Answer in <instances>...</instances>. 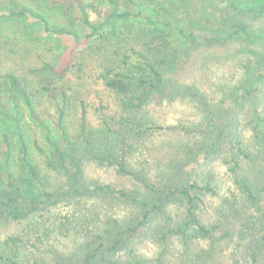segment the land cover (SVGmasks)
Returning a JSON list of instances; mask_svg holds the SVG:
<instances>
[{
    "label": "rangeland",
    "instance_id": "rangeland-1",
    "mask_svg": "<svg viewBox=\"0 0 264 264\" xmlns=\"http://www.w3.org/2000/svg\"><path fill=\"white\" fill-rule=\"evenodd\" d=\"M87 3L89 19L99 29L64 81L74 105L80 100L90 103L84 131L87 143L81 142L84 146L79 157L82 166L79 186L76 184L79 195L71 192L75 181L55 165L53 150L44 140V130L30 116L22 98L9 90L5 77L6 72L13 71L22 78L46 111V123L53 138L60 142L53 127L58 93L54 90L55 98L45 99L43 87L47 75L39 68L44 61L55 62L73 44V38L50 35L39 22L28 17H0V133L8 132L15 147L11 165L14 183L25 199L38 194L41 188L52 195L35 213L21 220L0 222V241L14 235L34 240L45 230L55 228L65 214L77 207L80 214L95 213L100 217L98 228H92L100 233L102 243L110 246L119 233L132 228L140 218L142 213L136 201L148 198L146 185L170 189L201 175L203 183H209V191L198 195L197 215L201 224L214 229L213 237L199 239L187 225L183 207L172 204L167 218L158 216L140 233L124 236L118 259L122 264H176L185 255L189 258L187 264H251L250 243L236 235L243 219L253 213L246 195L233 183L219 159L214 158L203 173L197 174L205 111L185 95L174 99L168 95L160 103L152 102L134 112L129 103L143 96V88L129 80L128 93L118 95L105 88L100 77L105 67H113L114 73L130 75L127 69L139 65L151 80L148 66L155 64L166 81L198 89L211 108L227 105L233 96L249 91L235 112L234 131L256 160H264V0H87ZM22 6L42 12L54 25L75 28L80 37L88 33L78 20L75 5L68 1L0 0V13L17 11ZM123 11L134 16H118ZM155 34H163L169 43L168 58L173 67H159L160 59L155 63L154 59L140 58L146 42ZM15 112L23 116L29 164L18 159L17 132L11 121ZM78 112L74 108L67 119L74 133L79 130ZM120 117L136 121L139 126L132 133L139 147L126 164L137 176L120 174L112 164L119 139L113 129L118 130ZM65 162L73 175L68 158ZM247 166L244 162L241 174L254 184L245 171ZM105 184L125 189L135 202L89 191ZM254 194L264 208V185L254 184ZM108 217L110 227L105 225ZM84 242L82 236H57L53 232L37 249L21 252L20 262L82 264Z\"/></svg>",
    "mask_w": 264,
    "mask_h": 264
},
{
    "label": "trees",
    "instance_id": "trees-1",
    "mask_svg": "<svg viewBox=\"0 0 264 264\" xmlns=\"http://www.w3.org/2000/svg\"><path fill=\"white\" fill-rule=\"evenodd\" d=\"M62 1H68L75 5L78 11V13L76 11L78 20L82 28L88 32L83 37H80L73 27L52 24L42 12L29 6H22L17 11L11 10L8 13H0L1 18L9 15L31 18L39 22L43 31L50 35L73 38V44L66 48L55 62L44 61L39 68L40 72L47 75L45 86L43 87L45 99H54V90L58 93L53 127L61 138L60 142L53 138L51 128L46 123V111L40 107L39 102L36 101L33 94L28 90L22 78L13 71L6 72L5 77L9 90L17 97L22 98L30 116L44 130V140L53 150L55 165L72 178L73 182L75 181V186L71 188V192L79 195V191H77V185L79 186L78 175L82 169L79 157L81 156V147L84 146L81 145V142L87 143L84 131L87 126V109H89L90 103L80 100L74 105L70 100V95L67 93L64 81L73 72L76 65H78L77 63L84 52V47L89 43L92 35L97 34L99 27L94 25L89 19L87 0ZM118 16L129 18L134 16V14L123 11ZM142 17L145 21H150L147 16ZM146 43L145 50L140 54L142 60L154 59L156 63V60L160 59L162 63L158 62L159 67H173L174 64L168 58L170 56L168 55L170 53V45L163 34H155L154 38ZM148 67L152 76L151 80L145 74V68L139 65L130 66L127 69V73L130 75L114 73L115 69L113 67H105L101 72L100 78L105 88L118 95H126L128 93L129 80L142 87L144 91L143 96L135 102L129 103L128 106L134 112H138L141 108L152 104V102L160 103L168 95L171 99L185 95L195 100L200 108L205 111L206 117L203 115L201 121L205 127L201 131L202 140L199 151H202V155L197 161L199 169L197 174L203 173L214 158L219 159L227 168L228 175L231 177L233 183L244 192L250 207L253 209V213L246 216L240 224L236 233L237 238L243 242L248 241L250 243L248 258L251 264H264V208L259 206L254 194V184L255 187L258 184L264 185V160H256L253 153L245 145L244 140L234 131L235 112L241 108L243 100L249 91L246 90L238 96H233V99L227 105L219 104L211 108L204 95L195 87L172 84L165 80L161 68L155 67V64ZM242 87H246V85ZM252 92H256V90H252ZM74 108H77L79 111L78 133L71 131L67 125V119L72 115ZM11 121L15 125L17 132L18 159L24 164H29L28 144L25 138L23 116L19 112H15L11 115ZM104 124L107 125V121H104ZM134 127H139L136 121L123 117L119 118L118 130L113 129L119 139L115 154L116 160L112 164L117 167V171L120 174L127 173L137 176L136 173L127 169L126 166L128 164L127 161L134 158V153L139 147V144H136L133 140L135 138L134 134H132L134 133ZM14 150L15 147L13 146L11 135L8 132L0 133V222L3 223L21 220L35 213L42 204H45L52 197L43 188L39 190L38 194L35 193L29 199H25L22 196L14 183L11 169ZM66 158L70 162L73 175L69 173L68 165L65 162ZM244 162L248 163L247 170L245 171L251 175L254 184L241 174L244 172ZM200 176L198 175L190 182H183L182 185H176L170 189L146 185L147 189L145 191L148 192V198L136 201L142 213L140 218L132 228L129 227L130 229L128 228L126 231H119L121 232L119 233V238L110 246L102 243V237L99 232H94V229L98 228V223L101 221L100 217L95 213L80 214L77 212L78 208L74 207L70 210V213L65 214L61 218L55 228L45 230L41 235L36 236L34 240L17 235L1 240L0 264H21V252L37 249V245H42L45 243V240H49L53 232L57 236L83 237L85 242L82 247L84 254L82 264H122L120 259H118V253L124 247V236L140 233L141 230H144L158 216L167 218L172 204L183 207L185 221L188 226H191L199 239L212 238L214 229L201 224L200 218L197 215V204L200 200L198 195L209 191V183H203ZM89 191L101 194L108 193L120 199H132L135 202L133 198L130 199L125 189L116 188L109 184L96 185ZM111 224V218L108 217L105 225L110 227ZM188 261L189 258L183 255L176 261V264H187ZM234 264L239 263L235 262Z\"/></svg>",
    "mask_w": 264,
    "mask_h": 264
}]
</instances>
